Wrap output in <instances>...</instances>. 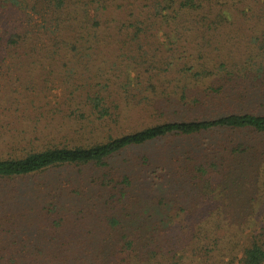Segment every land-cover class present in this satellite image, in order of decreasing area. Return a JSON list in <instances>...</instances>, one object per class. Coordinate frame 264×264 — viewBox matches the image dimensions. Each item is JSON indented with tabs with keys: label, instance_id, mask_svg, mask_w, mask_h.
Returning <instances> with one entry per match:
<instances>
[{
	"label": "trees",
	"instance_id": "16d2710c",
	"mask_svg": "<svg viewBox=\"0 0 264 264\" xmlns=\"http://www.w3.org/2000/svg\"><path fill=\"white\" fill-rule=\"evenodd\" d=\"M4 1L13 5L31 3L45 30L46 41L33 49L24 46L17 33L7 37L4 34V40H0L2 55L15 59L18 71L24 73L27 66L42 68L49 61L59 66L58 70L50 68L45 72L42 69L39 78H28L33 83L15 77L8 86L13 94L7 92L6 104L0 106V182L16 180L23 183L22 187L26 186L22 189L24 192L27 189V194L39 193V175L43 174L42 180H56L57 169L74 171L76 168L89 175L86 178L88 190L74 193L70 189L53 197L65 200L62 208L65 211L76 207L78 215L87 210L89 202H96L104 213L101 216L95 212L94 218L109 222H115L110 216H118L114 211L143 198L145 193L161 191L162 184L167 191V187L180 188L182 183L195 178L194 188L201 191L205 184L209 185L210 179L220 177L217 173L223 176L227 169L252 170L255 189L264 188V0ZM172 24L185 30L193 28L195 33L200 30V36L207 40L205 46L218 50L235 51L236 43L241 40L252 42L245 44L241 64L223 60L215 70L202 68L204 73L209 72L206 80L203 74L196 72L195 83L187 77L183 89L179 90L178 79H167V85L171 86L169 91L174 87L181 101L187 99L184 93L188 88L202 89L191 90L193 98L186 105L188 110L194 104L204 108L207 102L225 103L213 110L217 114L167 118V101L158 100L154 104L153 101L148 103L145 96L141 97L144 84L153 94L167 86L161 84L160 75L154 74L157 68L145 60L134 61L129 49L138 46L146 29H166ZM206 34L212 35L203 37ZM174 42L175 38L171 39L170 43ZM161 69L165 71L164 66ZM186 70L188 68L184 72ZM108 72L114 75L110 77ZM75 73L85 76L81 85L73 84L79 81L78 77H73ZM111 80L121 83L123 97L109 89ZM35 82L41 88L38 94ZM104 83L108 95L98 89ZM54 84L64 86L59 99L47 98ZM130 86L136 87L138 95L132 94ZM114 96H121L125 107L134 96L141 97L139 103L144 100V104L152 105L150 123L128 122L124 107L119 106L120 101L117 105ZM111 125L122 129V133L93 137ZM174 136L183 137L184 145L174 144L168 151L160 148L166 152L150 156L148 149L152 148L149 146ZM140 150L143 155H139ZM158 170L164 174L159 175ZM7 193L14 199L21 196L14 187ZM184 193L191 196V192ZM197 198L203 200L198 206L203 205L207 210L197 212L195 201L190 197L187 218L193 216L187 220V230L176 234L169 231L171 236L165 238L160 228L155 231L158 237H140L141 246L136 247V251L130 247L138 239L133 237L111 250H103L102 241L75 239L73 244L64 239L54 243L53 250L29 253L25 261L30 264H264L263 202H255L252 196L238 207L236 223L226 222L221 217L223 224L232 228L229 235H218L221 220L214 217L215 214L210 216L215 208L204 205L202 194ZM74 202L79 205L70 208L69 204ZM184 209L181 207L180 211ZM152 229L157 226L153 224ZM128 247L130 249L125 250ZM3 252L0 247V264H5L6 257L12 264L24 258L15 252L4 256Z\"/></svg>",
	"mask_w": 264,
	"mask_h": 264
},
{
	"label": "rangeland",
	"instance_id": "374dc122",
	"mask_svg": "<svg viewBox=\"0 0 264 264\" xmlns=\"http://www.w3.org/2000/svg\"><path fill=\"white\" fill-rule=\"evenodd\" d=\"M151 1L153 0H148V3ZM25 3L16 2L15 5H13L10 1L0 0V40H4L10 33H17L21 36L24 46L37 49L46 41L44 39L45 30L41 26V20L33 11L31 3ZM177 26L178 25L174 26V24H172L170 27L167 26L166 29H146L143 31L138 41V46H133L129 49V52L135 57L134 61L139 59L145 60L147 64H151L153 68H157L154 74L160 75L162 80L161 84L167 86L158 93L153 94L151 89L144 84L141 97L145 96L149 99L148 103L153 101L154 104H156L158 100L167 101V103H165V105H167V118L169 116H172L174 119L201 118L217 114L213 110L221 108L225 103L213 105L207 102L204 108L199 106V104H194L192 109L188 110L186 105L189 104V101L193 98L191 96V90H199L201 88L197 86L188 88L189 90L184 93L187 99L181 101L176 97L174 93L175 90L173 91V89H175L174 87L171 92L169 91L171 86L167 85V79H178L180 86L178 88L179 90L183 89L187 77L190 82L193 81V83H195L193 76L196 75L194 74L196 72L203 74L204 76H202V78L206 80L209 72L204 73L202 68L207 69L211 67L215 70L217 66L222 65L221 61L223 60L228 61V63L235 61L236 64H241L243 56H245L244 54L246 53H244L243 50L244 46L245 44L247 45V43L250 45L252 42L248 39L247 41L241 40L242 42L236 43L235 51L233 49H231L230 52L218 50L214 48V46H205L207 40L200 36V30L195 33L196 30L193 28L185 30V27L180 26L177 28ZM176 29H178L181 34H175L178 32ZM204 32L205 31H203V33ZM4 34H6L5 37H3ZM211 35L212 34H206L203 37ZM174 38L176 42L170 43L171 39ZM231 44H233V42H231ZM2 54L0 50V106L6 104L7 99L5 94L7 92L10 94L11 91L8 86L11 85L15 77H20L21 79L26 78L25 81H31L28 78H39L43 74L42 69L45 72L49 71L50 68L58 70L59 66L57 62L49 61V63H44L46 65H42V68L37 65L31 68L27 66L24 68V70H27L24 73L18 71L15 59H10V57L7 56L4 57ZM247 56L249 55L247 54ZM162 66L165 67L164 72L163 69H161ZM185 68H188V70H186L187 72H184ZM213 70L210 73H213ZM78 73H75L73 77H78L79 81H75L73 84H77L78 82L81 85L83 82L82 79L85 76L83 74H81V76H76ZM184 73L187 74L184 75ZM107 74L110 77L114 75L113 72H108ZM130 74V78L133 79V72L130 71ZM118 75H121V73ZM211 79L212 76H210L208 80L211 81ZM31 83L33 82L31 81ZM35 85L36 93L38 94L41 88H38L40 86H38L36 82ZM54 85L55 86L47 94V98L56 97L59 99L60 96L63 95L64 86H58V84ZM212 85L216 86L214 83ZM108 87L114 95H118L119 93L122 94L120 89H123V87L120 82L114 83L112 80L108 81ZM98 89H101V92L108 95L105 83L101 84ZM130 91L134 94L136 92V87L130 86ZM167 92L170 93L167 94ZM11 94H13V92H11ZM136 94L138 95L137 92ZM122 97L114 96L117 105L120 101L121 104H119V106L121 108L124 107L123 110L127 115L128 122L137 121L141 124L150 123L152 105L149 106L148 103L144 104L146 103L144 100L139 103L141 97L137 98L134 96L131 97L129 105L127 104L128 106L125 107L126 104H123ZM137 102L138 104H136ZM153 106L155 107V105ZM41 110H44V107L41 108ZM122 124L123 122H121V125ZM122 131V129H115L114 126L111 125L110 128L104 127L100 130V135L93 137L96 139L102 138L98 136H106L109 133L111 135H117L122 133ZM183 141V137H168L156 142L152 147L149 146L148 148L152 149H148V151L150 152V156H155L161 151L165 153L174 144L175 146L184 145ZM160 148H165L166 151ZM145 151L147 152V149ZM139 155H143L142 150H140ZM146 155L149 156V153L147 152ZM231 161L232 159L227 166ZM57 170L55 172L59 173V176L56 180L50 178L42 180L43 174L39 175L40 179L37 181L39 193L34 191V193L27 194V189L25 192L22 189L26 186L24 185L22 187L23 183L16 180L0 182V247L4 249V256L12 255L11 253L15 252L24 257L23 259H18L20 261L13 264H27L28 261H25V259H29V253L39 251L40 249L53 250L55 248L54 243H58L64 239L69 242H73L75 239H92L95 242L102 241V249L111 250L114 247H118V244L125 242L128 237H133L138 239H136V242L133 243L134 245L130 247L136 251V247L141 246L139 244L141 243L140 237L146 235L156 237L155 231L160 228H163L164 233L162 235L165 238L171 236L169 231L176 234L182 229L187 230V220H190L193 216L191 215L187 218L189 216L187 205L190 204V197L192 201H195V207L197 206L198 208L197 212L202 210L205 212L207 210L203 208V205L201 207L198 206L199 203L203 201L197 198L200 194L205 198L204 205H207L210 209L215 208V211L211 212L212 214L210 216L215 214L214 217L218 216V220H221L222 227L217 229L218 235L223 233L229 235L232 227L228 228L230 225L225 226L222 220L224 219L226 222L232 224L234 221L236 223L239 213L237 212L238 207L244 205L252 196L255 198V202L260 201L263 202L264 205V188H262L261 191L255 189L252 170L249 172L248 168L237 170L227 169L224 171L223 176H221V173H217L220 177H216L214 180L210 179L207 183L209 185L206 186L205 184V187L201 188V191L194 188L196 187L194 181L197 182L195 178H192V181L189 183H182L180 188L174 186L170 188L167 187V191L164 190L165 185L162 184L161 191H156V189V192L145 193L143 198L131 201L129 206H125V208L119 211H114L118 216L109 215L115 222H109L110 220L105 221V219L102 221L93 216L95 212H99L101 216L104 213V210L101 209V206L96 205V202H89L87 204V210H84L83 213L79 215L77 214L78 209L76 207L67 211L62 209L65 206V200L63 198L58 200L53 196L59 193L65 194L69 192L70 189H72L74 193L86 192L88 190L86 178L89 175L78 172L76 168L74 171L64 169ZM158 174L162 175L164 173L158 170ZM46 176L45 174V177ZM203 184L204 183H200V185ZM11 187L18 188L19 192H21V196L17 199L12 198V194L9 195L7 193ZM184 191L191 192V196H186ZM239 193H241L240 196ZM260 193H262L261 197ZM75 202L69 204V207L71 208L79 205V203ZM43 207L44 209H41ZM181 207L185 208L183 212L180 211ZM177 212L181 213L176 215ZM153 224L157 226V229H152ZM260 224L261 222L257 225V229L260 227ZM256 232L257 231L254 233ZM130 247L125 250L130 249ZM150 254L151 251H149L148 255ZM9 260L8 257L4 258V263L12 264ZM28 264L30 263L28 262Z\"/></svg>",
	"mask_w": 264,
	"mask_h": 264
}]
</instances>
